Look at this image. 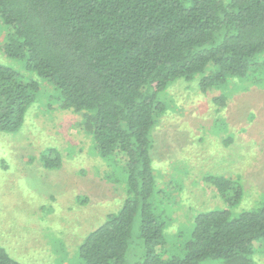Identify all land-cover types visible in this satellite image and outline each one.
I'll return each mask as SVG.
<instances>
[{"label":"trees","instance_id":"trees-1","mask_svg":"<svg viewBox=\"0 0 264 264\" xmlns=\"http://www.w3.org/2000/svg\"><path fill=\"white\" fill-rule=\"evenodd\" d=\"M9 28L1 50L0 133L19 131L44 85L59 109L82 112L94 153L117 165L126 197L78 246V264H255L264 250V202L233 214L236 179L205 177L224 202L193 217L180 255H169L170 213L156 208L152 130L177 79L204 94L248 80L264 54V0H0ZM59 169L54 149L40 156ZM139 255L128 262L134 235ZM0 264H22L0 247Z\"/></svg>","mask_w":264,"mask_h":264},{"label":"rangeland","instance_id":"rangeland-1","mask_svg":"<svg viewBox=\"0 0 264 264\" xmlns=\"http://www.w3.org/2000/svg\"><path fill=\"white\" fill-rule=\"evenodd\" d=\"M8 31L0 21V65L20 70L22 63L1 50ZM259 59L260 67L233 88L203 94L195 76L175 80L162 93L166 111L151 135L152 204L170 213V256L180 255L197 213L225 207L205 177H231L242 186L233 214L264 202V54ZM55 97L44 85L19 131L0 133V247L22 264H78L84 237L126 197L120 168L94 153L82 112L59 109ZM47 149L58 152L59 169L42 166ZM139 253L134 230L128 262ZM252 259L264 264L262 247Z\"/></svg>","mask_w":264,"mask_h":264}]
</instances>
